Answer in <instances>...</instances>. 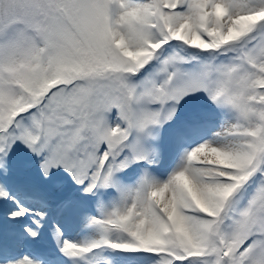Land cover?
<instances>
[{
    "label": "snow or ice",
    "instance_id": "snow-or-ice-1",
    "mask_svg": "<svg viewBox=\"0 0 264 264\" xmlns=\"http://www.w3.org/2000/svg\"><path fill=\"white\" fill-rule=\"evenodd\" d=\"M0 264H264V0H0Z\"/></svg>",
    "mask_w": 264,
    "mask_h": 264
},
{
    "label": "rangeland",
    "instance_id": "rangeland-1",
    "mask_svg": "<svg viewBox=\"0 0 264 264\" xmlns=\"http://www.w3.org/2000/svg\"><path fill=\"white\" fill-rule=\"evenodd\" d=\"M59 175V174H58ZM55 176H57V175H55Z\"/></svg>",
    "mask_w": 264,
    "mask_h": 264
}]
</instances>
